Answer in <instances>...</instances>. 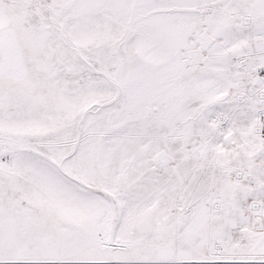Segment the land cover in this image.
Returning a JSON list of instances; mask_svg holds the SVG:
<instances>
[{
  "label": "snow or ice",
  "instance_id": "obj_1",
  "mask_svg": "<svg viewBox=\"0 0 264 264\" xmlns=\"http://www.w3.org/2000/svg\"><path fill=\"white\" fill-rule=\"evenodd\" d=\"M0 264H264V0H0Z\"/></svg>",
  "mask_w": 264,
  "mask_h": 264
}]
</instances>
